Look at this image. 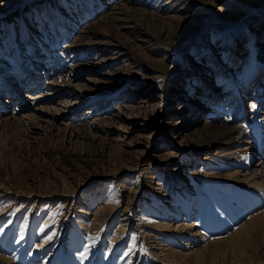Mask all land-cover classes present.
I'll return each instance as SVG.
<instances>
[{
	"label": "rangeland",
	"instance_id": "374dc122",
	"mask_svg": "<svg viewBox=\"0 0 264 264\" xmlns=\"http://www.w3.org/2000/svg\"><path fill=\"white\" fill-rule=\"evenodd\" d=\"M19 70L74 135L0 133V264H264V0H0ZM223 121L256 134L248 165Z\"/></svg>",
	"mask_w": 264,
	"mask_h": 264
},
{
	"label": "bare ground",
	"instance_id": "6f19581e",
	"mask_svg": "<svg viewBox=\"0 0 264 264\" xmlns=\"http://www.w3.org/2000/svg\"><path fill=\"white\" fill-rule=\"evenodd\" d=\"M22 68H20V70ZM9 74L12 76V79H7L6 78L7 75H5V76L1 75L3 77L2 79L0 76V87H2V89H3V91H0V98L4 97V99L2 100L3 104L5 102L10 103V105H9L10 110H8L5 105H2V102L0 100V133H2L4 128H10V127L13 128V127H19V126H25L26 127L27 126V129L29 130V132L31 131L32 135L37 133V132L38 133L39 132L40 133L41 132H43V133L50 132V131H53L54 128H56L57 130H60L64 133H68L70 131V136L74 135V130H73L74 127L72 128V126L70 125L69 122H63V120L62 121L59 120L60 117H63V116H67V118H69L70 115H72L74 112H76V109H74V108L72 109V107H70L68 105L67 101H69V100H63V101L57 102V103L55 102L57 100V98L59 97V95L61 94L60 93V86H52L51 83L49 82L50 80H47L48 83H50V84L45 85L46 81H44V82H42V85H39L41 82H39L36 77H35L36 80L33 83V79L31 77V76H33L32 72L31 73H23L22 71H20V74L17 77V81H14L15 83H12V81L15 80L14 76H16V75L11 74V73H9ZM34 75H36V74H34ZM253 75H254V68L253 69L250 68L249 73H248L247 77L245 78L246 79L245 83H247V81L251 80ZM31 82L33 84H31ZM91 82H93V81H91ZM205 83L207 85V81ZM30 85H34L36 87V90L39 89L37 95L34 94V96H33V94H30L31 92L29 89L32 87ZM203 87H204V85H203ZM23 89L29 90V91H26V93L24 95H21L23 93ZM242 89H243V86H241V90ZM21 90H22V92H21ZM205 91H206V88L205 89L203 88V90L200 91V93L203 92V95L200 97H202V98L213 97L212 93H210V95L208 96V95H206ZM228 91H229L228 89H227V91L226 90L223 91L224 95L225 94L229 95L230 92H228ZM64 93L67 94V91H65ZM238 93L239 94L237 96H241L240 91ZM66 94H65V97L67 96ZM20 96H22L23 98L31 96L33 98L32 99L33 101L36 100L35 103L38 101H41V102L44 101V102L49 103V104H50V102L51 103L53 102V104H54V102H55V105L58 107L53 108L52 105L50 107V106L43 105V103H40L41 105L35 104V106H33V107H30L31 104L29 106L28 105L26 106L25 104H23V99L20 98ZM65 97H63V98H65ZM104 99H106V98H104ZM104 99H103V101H104ZM103 101H101L100 103H102ZM5 110L9 111V115H7L8 113L7 114L5 113ZM18 111H22L21 114H18ZM199 116H200V118H202L201 115H199ZM58 121H60L59 124H58ZM228 125L229 124L227 122H224V123L219 122V125H216L213 130H215L216 133H218L219 135H226V137H228L232 134L234 135L232 138H228L227 142H226L227 143L226 145H228V146L233 145L230 149L233 148V149L238 150L239 144L244 145V147L242 149H239V151L241 152V157L238 158L236 161H232L233 159H231L230 161L237 166H244V165L246 166V165H248L250 155L254 151L256 153H258V152L260 153V151H261V148L255 143V140H256L255 135L256 134L255 135L252 134L250 130L245 131V133L240 131V130L232 132L235 126L230 127ZM248 133H249V136L243 138V136L245 134H248ZM218 138H221V137L219 136ZM1 143L2 142H0V148H1ZM231 153H234V152H231ZM223 157L229 159L228 154H226V153L223 155ZM253 165H256L257 167H261L262 165L264 166V155L261 156V161L259 163L255 162ZM255 171H257V170L255 169ZM238 175L239 174L237 173V176ZM241 175H244V178H242V179H244V181H246L245 179H247L246 178L247 175L244 173ZM256 176L257 177H255V176L251 177V179L248 182H246L247 183L246 185H248V184L251 185L252 184L251 181L254 183V181H256L257 178H264V169H261L258 172H256ZM250 185L248 186V188L250 187ZM257 185H261V184L258 183V184H256V186ZM195 199H196L195 195H189V198L187 200H188V202H190V201L195 200ZM257 216H259V218H260L262 216V213H259V215H257ZM167 252L168 253L167 254L165 253V255L167 257H169V259L172 258L174 260V258H175L174 262H176V263H177L178 259H181V257L183 256V255H181V253L180 254L175 253L174 250L173 251H167ZM185 259H188V257L187 258L185 257ZM193 259H195V257H193ZM0 260H2V259H0ZM194 263L199 264L197 261Z\"/></svg>",
	"mask_w": 264,
	"mask_h": 264
}]
</instances>
